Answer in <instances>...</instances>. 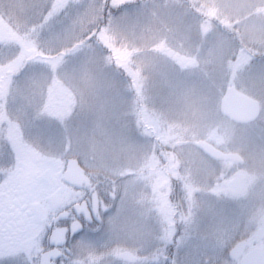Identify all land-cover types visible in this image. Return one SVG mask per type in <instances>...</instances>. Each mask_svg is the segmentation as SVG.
<instances>
[{"label": "rangeland", "instance_id": "374dc122", "mask_svg": "<svg viewBox=\"0 0 264 264\" xmlns=\"http://www.w3.org/2000/svg\"><path fill=\"white\" fill-rule=\"evenodd\" d=\"M0 83H9V124L34 151L54 148L61 166L77 157L101 187L103 223L70 246L79 264H127L121 254L139 258L138 224L171 216L161 182L138 173L150 114L168 140L214 141L264 162V0H0ZM230 86L261 104L254 123L222 117ZM36 158L27 163L34 178L47 170ZM33 183L39 195L44 184ZM146 254L137 264H156Z\"/></svg>", "mask_w": 264, "mask_h": 264}, {"label": "flooded vegetation", "instance_id": "af4514ba", "mask_svg": "<svg viewBox=\"0 0 264 264\" xmlns=\"http://www.w3.org/2000/svg\"><path fill=\"white\" fill-rule=\"evenodd\" d=\"M2 84L0 263L42 264L43 256L55 250L51 235L56 229H64L66 246L58 248L54 255H59L52 258L50 264H79L80 250L70 246L79 241L82 234L103 223L100 202L97 210L92 207V195L100 197L101 193L95 191V185L92 187V172L87 171L77 157L63 159L61 166L54 148L34 151L37 147L31 139L22 137L16 127L9 124L10 118L15 119V116L8 105L2 106L1 97H8L3 91L9 83L1 87ZM7 113L9 118L5 117ZM149 116L153 118L155 129L151 132L144 127L142 132L150 156L145 157L143 153L138 173L143 179L148 177L161 182L158 194L168 202L171 216L168 224H138L139 258L135 264L139 259L146 261L149 256L146 253L152 251L156 264H264V162L242 156L241 152L236 154L214 141L199 142L209 144L224 155L238 157L215 158L199 149V142L193 144L184 140L186 138L168 140L158 118L155 120L157 116ZM222 117L239 126L252 124H239ZM36 153L40 154L41 164L47 170L34 178L27 163H31L32 158L38 160ZM72 162L82 169L78 176H66ZM52 166L57 176H48ZM36 180L44 184L39 195L34 194V189L38 188L37 183H33ZM235 180L239 181L237 187L233 185ZM194 210L200 216L199 222L186 218ZM233 217H237V224H225L233 221ZM74 226L80 233L72 232ZM35 228L39 232L36 237L43 235V240L41 250L33 254ZM232 251L236 253L234 258Z\"/></svg>", "mask_w": 264, "mask_h": 264}, {"label": "water", "instance_id": "95a60500", "mask_svg": "<svg viewBox=\"0 0 264 264\" xmlns=\"http://www.w3.org/2000/svg\"><path fill=\"white\" fill-rule=\"evenodd\" d=\"M221 112L224 116L230 118L231 120L238 123H250L254 122L260 112L261 105L258 101L242 94L235 87H229L221 101ZM197 147L201 150H204L208 155L215 158H237L238 155H224L220 151L214 149L212 146L205 142H199ZM82 169L76 162L69 164V167L66 172L68 174L78 176L81 173ZM92 207L97 210L98 208V198L97 195L92 197ZM93 221V220H92ZM76 226H79L78 224ZM76 226L73 227L72 232L79 233V230ZM264 233V219H263V232ZM51 244L55 247V250L47 253L42 258V264H50L52 258L58 257L59 254L54 255L58 251L59 247H64L67 243L66 241V231L64 229H56L50 238ZM231 257H236L235 251H232ZM120 259L124 260L127 263L134 264L136 263V256L130 252H126L120 255Z\"/></svg>", "mask_w": 264, "mask_h": 264}, {"label": "trees", "instance_id": "16d2710c", "mask_svg": "<svg viewBox=\"0 0 264 264\" xmlns=\"http://www.w3.org/2000/svg\"><path fill=\"white\" fill-rule=\"evenodd\" d=\"M92 186H94V185L92 184ZM94 188H95V191H100L101 190V187H100L99 183H96Z\"/></svg>", "mask_w": 264, "mask_h": 264}]
</instances>
